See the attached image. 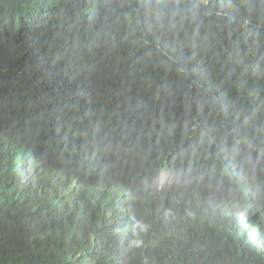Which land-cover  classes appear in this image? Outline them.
<instances>
[{
	"label": "trees",
	"instance_id": "1",
	"mask_svg": "<svg viewBox=\"0 0 264 264\" xmlns=\"http://www.w3.org/2000/svg\"><path fill=\"white\" fill-rule=\"evenodd\" d=\"M0 264H264V0H0Z\"/></svg>",
	"mask_w": 264,
	"mask_h": 264
},
{
	"label": "rangeland",
	"instance_id": "2",
	"mask_svg": "<svg viewBox=\"0 0 264 264\" xmlns=\"http://www.w3.org/2000/svg\"><path fill=\"white\" fill-rule=\"evenodd\" d=\"M168 182V173L162 169L160 172L159 182H158V189L162 188Z\"/></svg>",
	"mask_w": 264,
	"mask_h": 264
}]
</instances>
